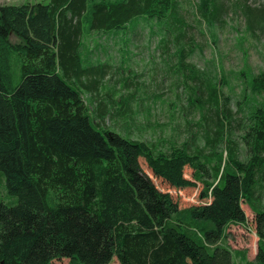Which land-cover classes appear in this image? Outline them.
<instances>
[{
  "label": "trees",
  "instance_id": "trees-1",
  "mask_svg": "<svg viewBox=\"0 0 264 264\" xmlns=\"http://www.w3.org/2000/svg\"><path fill=\"white\" fill-rule=\"evenodd\" d=\"M224 5L200 0L202 20L220 21ZM179 7V0L0 4V181L7 198H0V264H108L113 257L120 264H229L224 230L246 221L243 202L258 238L256 260L247 264H264V72L249 82L262 101L236 120L217 83L185 61L191 24ZM238 7L251 34L264 30V3ZM141 17L165 27L164 64L194 81L190 102L202 113V143L163 148L132 138L129 114L117 120L126 134L102 127L94 122L105 114L100 94L90 115L82 88L96 86L105 65L85 63L83 33L122 31ZM235 121L243 148L231 137ZM140 160L173 188L200 183L204 202L180 208Z\"/></svg>",
  "mask_w": 264,
  "mask_h": 264
},
{
  "label": "rangeland",
  "instance_id": "rangeland-1",
  "mask_svg": "<svg viewBox=\"0 0 264 264\" xmlns=\"http://www.w3.org/2000/svg\"><path fill=\"white\" fill-rule=\"evenodd\" d=\"M221 1L225 3L221 19L209 25L200 16V0H179V13L191 24L185 61L202 71L209 81L217 83L233 117L239 120L262 101L261 95L251 91L249 82L253 76L264 72V30L256 29L254 35L251 34L238 6L245 2L250 7H260L264 0ZM37 2L47 3L48 0H0V4ZM164 28L156 20L141 17L122 31L83 33L81 54L85 63L90 66L104 64L105 73L90 90L83 87L82 96L92 118L98 104L97 101L92 104V98L99 94L105 97L107 104L100 109L105 114L100 120L94 118V122L99 121L102 127L126 134L127 130L117 120L123 121L125 114H129L133 118L129 126L130 137L153 141L163 148L183 143L192 146L191 140L202 143L204 139L203 125H199L203 120L202 113L190 102L194 97L191 89L194 81L164 64L169 58L159 46ZM10 38L17 41L13 35ZM171 59L176 63L175 57ZM84 82L90 86L86 79ZM240 126L241 123L236 121L232 123L231 137L243 148ZM223 147L224 142H220L215 149ZM140 162L155 186L168 192L180 208L204 202L199 197L200 183L193 188H173L154 177L143 160ZM184 174L190 178L192 170L186 167ZM0 198L7 200L1 181ZM241 206L246 221L232 223L224 230L222 243L231 250L229 264L255 262L258 252L254 214L246 203ZM66 262L67 259H54L51 264ZM108 264L120 263L113 257Z\"/></svg>",
  "mask_w": 264,
  "mask_h": 264
}]
</instances>
